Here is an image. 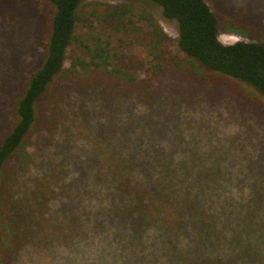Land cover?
<instances>
[{
    "label": "rangeland",
    "instance_id": "374dc122",
    "mask_svg": "<svg viewBox=\"0 0 264 264\" xmlns=\"http://www.w3.org/2000/svg\"><path fill=\"white\" fill-rule=\"evenodd\" d=\"M208 1L218 18L220 41L264 44V0ZM118 5L132 8L121 23L110 25L100 16H89L90 11L97 10L99 15L104 7ZM11 10L12 18L0 15V141L15 121V99L45 55L48 21L54 11L42 0H14ZM79 11L80 31L112 32L118 65L132 71L138 83L151 76L150 57L138 39L150 27L139 13L161 27L169 62L150 81L153 97L160 98L159 108L135 101L137 92L130 94L117 82L111 94L104 96L98 85L107 86L106 80L97 81V88L92 89L78 75L61 73L39 98L38 120L27 140L26 154L13 157L8 164L0 209L9 232L6 229L0 264H93L97 257L98 264H122L123 257L111 253L113 248L102 250L91 237H80L78 230L83 208L93 215L98 201L90 168L98 151L139 145L144 135L153 136L154 146L174 144L181 152L191 149L199 157L192 159H200L203 165L210 163L204 155L215 151L209 160L220 157V175L235 178L241 165L264 160V103L224 77L197 74L177 47L176 21L166 19L157 4L84 0ZM73 54L80 51H67L65 68ZM122 89L126 94L120 93ZM150 111L155 113L151 118Z\"/></svg>",
    "mask_w": 264,
    "mask_h": 264
},
{
    "label": "trees",
    "instance_id": "16d2710c",
    "mask_svg": "<svg viewBox=\"0 0 264 264\" xmlns=\"http://www.w3.org/2000/svg\"><path fill=\"white\" fill-rule=\"evenodd\" d=\"M42 1L54 9L48 21L45 55L15 99V121L0 141V204L8 164L13 157L26 154L27 140L38 120L39 98L61 73L78 75L92 89L97 88V81L106 80L107 86L98 85L104 96L111 94L117 82L130 94L137 92L135 101L153 108L160 98L153 97L150 81L169 62L163 49L166 36L144 12L139 16L150 30L138 39L150 57L151 76L138 83L132 71L118 65L112 32L79 30L84 0ZM151 1L166 19L176 21L177 47L197 74L224 77L264 103V44L220 41L218 18L208 0ZM12 7L14 0H0V15L12 18ZM127 8L104 7L99 15L93 10L89 16H100L112 25L132 11ZM70 49L80 54L74 53L65 68ZM120 93L126 94L123 89ZM154 114L150 111L149 118ZM150 138L153 136L144 135L139 145L112 146L96 153L90 168L98 201L93 215L83 208L80 237H91L104 251L113 248L111 253L123 257L122 264H264V160L241 165L236 178L222 177L220 157L209 160L215 151L204 155L210 163L203 165L200 159H192L197 155L191 149L181 152L174 144L156 147ZM234 188L240 194L232 192ZM4 216L0 209V261L8 230ZM96 259L93 264H98Z\"/></svg>",
    "mask_w": 264,
    "mask_h": 264
}]
</instances>
